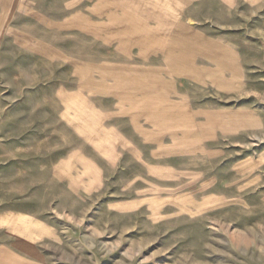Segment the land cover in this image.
<instances>
[{
    "label": "crops",
    "instance_id": "obj_1",
    "mask_svg": "<svg viewBox=\"0 0 264 264\" xmlns=\"http://www.w3.org/2000/svg\"><path fill=\"white\" fill-rule=\"evenodd\" d=\"M220 2L224 4L211 1ZM207 3L0 0V75L16 69L18 52L38 55L42 69L51 64L62 75L56 93L35 95L39 105L31 113L40 119V142L46 151L26 179L33 183L26 192L42 188L57 206L87 208L93 196L111 192L114 174H127L129 165L144 169L151 179L163 158L173 159L175 166L187 164L185 159L192 165L196 151L186 146L185 133L196 130L199 140L193 143L203 148L196 152L201 169H172L175 178H180L177 172L186 173L184 189L193 190L198 183L202 204H239L242 184L244 189L251 184L241 180L250 172L249 164L235 168L234 159L225 158L224 139L258 127L262 117L250 105L213 102L222 95L240 101L256 73L252 75L254 69L245 64L235 40L194 26L203 18L201 5ZM231 3H243L255 13L264 6L263 0ZM193 86L206 90L200 107L191 101ZM33 96L12 100L33 101ZM51 149L55 157L49 156ZM26 195L30 209L19 205L0 210V229L12 231L16 252L0 255V264L42 260L36 258L42 257L36 246L62 239L58 228L42 217L49 208ZM0 246L11 249L5 242Z\"/></svg>",
    "mask_w": 264,
    "mask_h": 264
},
{
    "label": "rangeland",
    "instance_id": "obj_2",
    "mask_svg": "<svg viewBox=\"0 0 264 264\" xmlns=\"http://www.w3.org/2000/svg\"><path fill=\"white\" fill-rule=\"evenodd\" d=\"M194 1H209L201 5L203 18L194 21V26L235 40L246 57L245 64L254 69L252 75L256 73L250 90L237 98L240 101L231 102L222 95L213 102L250 105L262 117L258 127L225 137L223 143L225 158L234 159L235 168L249 164L250 172L242 174L241 180L249 179L250 187L244 189L242 184L239 204L220 208L215 203H201L198 183L193 190L184 189V171L199 172L202 163V158L196 157L202 144L193 143L199 140V133L189 130L186 146L196 151L190 159L192 165L185 159L187 164L175 166L173 159L163 158L155 179L144 169L129 165L127 174H114L111 192L106 197L100 193L93 196L87 208L57 206L42 188L26 192L33 184L26 179L34 175L46 151V144L40 142V119L31 113L39 105L35 95L56 93L62 75L51 64L48 70L42 69L38 55L18 52L16 69L0 75V210L19 205L30 209L26 194H32L35 201L49 208L42 217L48 218L62 237L38 244L42 257L36 258L42 260L32 264H264V6L255 13L243 3H231L245 0ZM192 89L191 101L200 107L206 90ZM28 95H34L33 101L12 100ZM11 110L13 116H9ZM55 152L49 150V156L55 157ZM175 168L184 170L177 172L180 178H175ZM248 194L256 198H243ZM11 232L0 229V242L11 248L0 246L1 258L16 256Z\"/></svg>",
    "mask_w": 264,
    "mask_h": 264
}]
</instances>
